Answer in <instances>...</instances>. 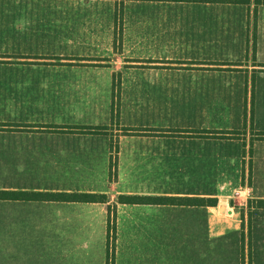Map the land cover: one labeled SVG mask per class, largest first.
Listing matches in <instances>:
<instances>
[{
    "label": "crops",
    "instance_id": "crops-1",
    "mask_svg": "<svg viewBox=\"0 0 264 264\" xmlns=\"http://www.w3.org/2000/svg\"><path fill=\"white\" fill-rule=\"evenodd\" d=\"M116 33L112 0H0V191L107 198L0 200V264H106L108 206L112 264H242L264 234V4L125 1Z\"/></svg>",
    "mask_w": 264,
    "mask_h": 264
},
{
    "label": "trees",
    "instance_id": "trees-1",
    "mask_svg": "<svg viewBox=\"0 0 264 264\" xmlns=\"http://www.w3.org/2000/svg\"><path fill=\"white\" fill-rule=\"evenodd\" d=\"M115 2V48L116 43L120 39V33H116V29L121 28V17H122V6L125 1H177V2H205V3H238L248 5L250 0H112ZM255 4H264V0H255ZM119 115V81H115L112 91V119L117 120ZM103 128H98L102 130ZM77 130H82L77 128ZM210 137L215 135L224 134H207ZM115 177V165L113 162L109 169V179ZM34 197H42L59 201L67 202H81V203H107V198L105 195L100 194H60V195H32L25 193H10L0 191V200H26ZM169 200L164 198H151V197H141V196H125L120 195L117 198V204H127V205H142V204H152V205H164L167 204ZM211 206H215V202H210ZM114 207L108 206V228H107V253H106V264H112L113 261V248H114V238H115V212ZM261 207H264V203H261ZM113 209V210H111Z\"/></svg>",
    "mask_w": 264,
    "mask_h": 264
},
{
    "label": "rangeland",
    "instance_id": "rangeland-1",
    "mask_svg": "<svg viewBox=\"0 0 264 264\" xmlns=\"http://www.w3.org/2000/svg\"><path fill=\"white\" fill-rule=\"evenodd\" d=\"M252 2L255 3V0H251ZM115 151L112 153V159L114 157ZM260 191V188L258 189ZM257 195H259L258 191H257ZM230 201V205H234L235 204V210L236 211H240V210H245V205L244 201H242V205L238 204V203H234L236 201L234 200H229ZM238 202V200H237ZM257 200L253 199L251 201H247L246 203V207L249 209H252L253 212H255L256 215H254V222H257V226H263L264 225V214H262L263 211L258 210V208H256L257 206ZM261 206V204H259ZM241 212V211H240ZM244 212V211H243ZM251 215L252 213L248 212V218H247V225L250 227L251 225H253V222L251 220ZM257 218V219H256ZM177 237H175L174 241H172L171 243H173L172 245H176L178 244L177 242ZM259 252V255L261 259V261L264 262V234H257V235H252V234H248V235H243L242 238V264H252V260H253V254L255 251ZM260 260V259H259Z\"/></svg>",
    "mask_w": 264,
    "mask_h": 264
}]
</instances>
